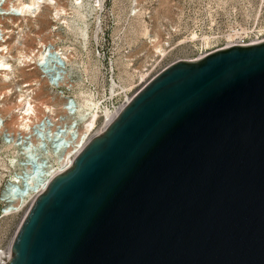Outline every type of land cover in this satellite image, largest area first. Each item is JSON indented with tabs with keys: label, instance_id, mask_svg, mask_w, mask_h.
Masks as SVG:
<instances>
[{
	"label": "water",
	"instance_id": "95a60500",
	"mask_svg": "<svg viewBox=\"0 0 264 264\" xmlns=\"http://www.w3.org/2000/svg\"><path fill=\"white\" fill-rule=\"evenodd\" d=\"M3 264H264V41L148 80L35 198Z\"/></svg>",
	"mask_w": 264,
	"mask_h": 264
},
{
	"label": "rangeland",
	"instance_id": "374dc122",
	"mask_svg": "<svg viewBox=\"0 0 264 264\" xmlns=\"http://www.w3.org/2000/svg\"><path fill=\"white\" fill-rule=\"evenodd\" d=\"M52 2L63 8L66 15L55 19L54 5L49 4L27 23L17 0H0V59L4 56L5 62L16 63L20 71L14 75L7 70L11 74L8 77L0 72V252L3 254L10 251L29 208L11 214L12 206L22 201L30 189L24 190L17 201L14 194H6L11 181L15 186L21 181V187L31 182L22 155L23 142L34 129L24 125L22 104L27 90H34L30 97H34L37 105L44 108L49 104L58 117H63L66 102L74 100L77 118L85 121L97 112V107L100 111L110 109L124 97L131 98L155 74L177 61L195 59L230 42L264 38V0H81L74 9L69 0ZM27 32L26 48L36 50L43 42L70 53L71 79L61 92H52L35 67L22 66L26 51L21 48ZM7 43L15 46L6 55ZM39 82L40 89L36 90L33 85ZM28 85L31 87L26 88ZM104 124L105 118L101 117L90 136L102 131ZM45 150L48 147L43 148V153H36L38 163L47 167L56 164L57 158L48 157ZM5 257L0 258V264Z\"/></svg>",
	"mask_w": 264,
	"mask_h": 264
},
{
	"label": "built area",
	"instance_id": "2783aa9c",
	"mask_svg": "<svg viewBox=\"0 0 264 264\" xmlns=\"http://www.w3.org/2000/svg\"><path fill=\"white\" fill-rule=\"evenodd\" d=\"M263 41H264V38H257L252 42H246L243 40L237 43L230 42L229 44H227L225 47L221 49H225V48L236 46V45H239V46L254 45V44L261 43ZM5 45L7 47L8 43ZM39 45L40 47L36 50L31 49V48H26V47L24 48V46L23 48H21L22 51L23 50L26 51L24 52V55H22L21 62L24 64L22 66L35 67L40 73V79L44 83L47 84L48 88L52 92L54 93L61 92L67 87V84L71 79L70 66H69V60H70L69 58L71 57L70 53L65 49H61V48L56 49L52 45L45 44L47 45L46 54L44 56V59L39 60L38 55H39V51H41V46H42L40 43ZM42 49L45 50V46H43ZM2 51L4 50H1V52ZM22 51H20L19 54H21ZM9 53L6 52L4 54L7 55ZM64 53H67L68 58L65 57ZM205 55L207 54L200 55L199 57L192 59V60H198L204 57ZM33 86L37 87L36 90H39L41 84L39 82V85H33ZM28 87H31V85L26 86V88ZM33 92L31 91L30 93H33ZM131 98L126 96L124 97V99L120 100L116 105L112 106L110 109L104 108V109H108L111 114V118L108 121L105 119L104 128L107 125H109L117 117V115L127 106ZM35 105H37V103H33V106ZM43 111H44V114L42 115V119L40 120L36 118L35 114H31L28 116H25L24 114V117H23L24 122L26 121L24 125H26L27 127L34 128L33 131L30 133L31 137L27 139L25 142H23L24 152L22 153V155L24 156V160H25V167L28 169V179H29V182L31 181L32 183L36 181V177L40 173H42L41 174L42 176L46 172L47 169L58 164L61 156L69 148L70 144L72 143V140L75 138L77 134V126L83 121L77 118L78 111L76 109L74 100H68L66 102L64 106V110H63V117H58L54 108L50 106L49 104L45 105V107L43 108ZM65 118L67 119V121H65ZM90 139L87 141V143L90 141ZM86 144L79 149V151L75 154L73 160L82 151V149L86 146ZM45 146L48 147V150L47 151L45 150L48 157L52 156V157L57 158L58 160L56 164L50 165L48 167L44 166V164L43 165L39 164L36 159V153L37 152L43 153L42 150ZM62 171H59L56 175H58ZM31 182L30 184L26 185V187L25 186L21 187L20 185L21 181L19 184L14 186L15 187L13 190L14 201L19 200L18 199L19 195L22 194L23 196V191L26 190L28 187H31L32 185ZM12 184H13V181H11L7 186H13ZM2 200H4L3 197H2ZM4 213L5 214L8 213V210L4 211Z\"/></svg>",
	"mask_w": 264,
	"mask_h": 264
},
{
	"label": "bare ground",
	"instance_id": "6f19581e",
	"mask_svg": "<svg viewBox=\"0 0 264 264\" xmlns=\"http://www.w3.org/2000/svg\"><path fill=\"white\" fill-rule=\"evenodd\" d=\"M72 6V9L75 8V6L79 5L81 3V0H69ZM17 3L19 4L20 11L23 13V16L28 23L30 18L33 17V15L40 9H42L44 6H48L49 4L54 5V17L55 19H61L63 15H66V12L64 11L63 8L56 6V3H53L52 0H29V2H23V0H17ZM28 27V26H27ZM28 33H24L23 35V46L24 48L27 46V38H28ZM12 38V36H11ZM41 46V51H39L38 58L39 60L44 59V56L47 51V45H45L43 42H40ZM15 45H12L8 43L7 45V53L11 52L13 50ZM45 46V50L42 49V47ZM62 51V50H60ZM65 57H67V53H64ZM4 56L0 59V72L1 76L4 75V77H8L10 73H6V71L10 70L14 75H18L20 73L19 69H17V64H11L10 61L5 62ZM7 60V59H6ZM12 65V66H10ZM11 75V74H10ZM33 92V91H32ZM37 95V94H36ZM24 100L22 104V110L24 111L25 116L35 114L37 119H42V115L44 114L43 108L40 106H33L34 97H30V92L26 91L24 94ZM47 107V106H46ZM99 108L97 107V112L94 113L89 119L82 121L78 126H77V134L75 138L72 140V143L70 144L69 148L64 152V154L61 156L59 162L57 165L51 167V169L47 170L44 174L36 179L34 183H32L31 187H28L27 189H32L33 185L41 179L43 176V180H41L36 186L32 189V191L27 190L25 192V196L22 201H19L17 204L12 206L11 209V214L15 215L21 212L22 209L25 207H29L32 202L35 200V198L42 192L44 189L47 187L51 179L59 172L64 169H66L73 161V158L75 154L79 151L81 147H83L87 141L93 137L90 136V132L95 128L96 123L100 119V117H104L107 121L111 118L110 111L108 109H104L102 111L98 110ZM65 121L67 119L65 118ZM13 186H9L7 189L6 194L12 196L13 195V189L15 188ZM30 191V192H28ZM7 253V254H6ZM5 254L0 252V258L1 257H9L11 253V248L10 251H7Z\"/></svg>",
	"mask_w": 264,
	"mask_h": 264
}]
</instances>
